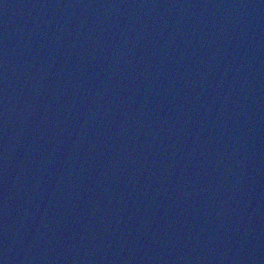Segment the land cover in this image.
<instances>
[{"label":"water","instance_id":"95a60500","mask_svg":"<svg viewBox=\"0 0 264 264\" xmlns=\"http://www.w3.org/2000/svg\"><path fill=\"white\" fill-rule=\"evenodd\" d=\"M0 264H264V0H0Z\"/></svg>","mask_w":264,"mask_h":264}]
</instances>
